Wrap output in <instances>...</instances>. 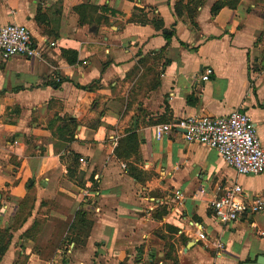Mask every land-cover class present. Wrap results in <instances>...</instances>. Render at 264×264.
<instances>
[{"label": "crops", "instance_id": "0c3cea01", "mask_svg": "<svg viewBox=\"0 0 264 264\" xmlns=\"http://www.w3.org/2000/svg\"><path fill=\"white\" fill-rule=\"evenodd\" d=\"M11 22L40 53L0 59V264H258L264 208L211 203L264 173L158 129L240 108L264 147V0H0Z\"/></svg>", "mask_w": 264, "mask_h": 264}, {"label": "built area", "instance_id": "2783aa9c", "mask_svg": "<svg viewBox=\"0 0 264 264\" xmlns=\"http://www.w3.org/2000/svg\"><path fill=\"white\" fill-rule=\"evenodd\" d=\"M39 53L40 47L27 26L13 22L0 25L1 60L8 61L16 56L32 58ZM213 72L212 67H206L202 80L209 81ZM175 128L183 129L186 139L216 150L237 174L257 176L264 173V147L253 120L244 110L236 108L222 117L188 116L184 120L160 125L158 135H167ZM243 194L242 185L234 182L216 195L211 205L221 223L235 222L247 212L257 213L264 208V197L246 200L241 198ZM174 195L179 201L184 199L180 190ZM198 238L205 240L206 233L200 232ZM217 247L221 248L222 243H217Z\"/></svg>", "mask_w": 264, "mask_h": 264}, {"label": "trees", "instance_id": "16d2710c", "mask_svg": "<svg viewBox=\"0 0 264 264\" xmlns=\"http://www.w3.org/2000/svg\"><path fill=\"white\" fill-rule=\"evenodd\" d=\"M178 6H179V5H178ZM221 6H222V4H221L220 2L217 3V4H215L214 7H213L214 11L218 10L219 8H221ZM178 9H179V8H178ZM139 11H140V10H139ZM140 22H141L142 24H145V23H146V21H144V20H140ZM156 25L158 26V24H156ZM7 244H8V243H7ZM6 248H7V245L1 247V251H2V253L4 252V250H6Z\"/></svg>", "mask_w": 264, "mask_h": 264}, {"label": "water", "instance_id": "95a60500", "mask_svg": "<svg viewBox=\"0 0 264 264\" xmlns=\"http://www.w3.org/2000/svg\"><path fill=\"white\" fill-rule=\"evenodd\" d=\"M257 262H258V264H264V256L258 257ZM244 264H254V263H252V262H246Z\"/></svg>", "mask_w": 264, "mask_h": 264}, {"label": "rangeland", "instance_id": "374dc122", "mask_svg": "<svg viewBox=\"0 0 264 264\" xmlns=\"http://www.w3.org/2000/svg\"><path fill=\"white\" fill-rule=\"evenodd\" d=\"M66 245H68V243H64V245L62 247H66Z\"/></svg>", "mask_w": 264, "mask_h": 264}]
</instances>
